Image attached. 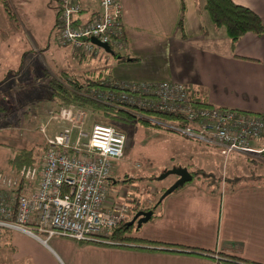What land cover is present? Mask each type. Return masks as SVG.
Here are the masks:
<instances>
[{
    "label": "crops",
    "instance_id": "0c3cea01",
    "mask_svg": "<svg viewBox=\"0 0 264 264\" xmlns=\"http://www.w3.org/2000/svg\"><path fill=\"white\" fill-rule=\"evenodd\" d=\"M43 1L47 11L54 14L55 24L59 5L53 6V10L50 0ZM77 1L81 10L72 15V21L80 26L99 12L100 4L99 0ZM117 1L121 4L124 37L118 54L111 55L100 48L102 66L84 67L77 73L63 69L54 76L62 80L87 76L99 81L106 77L126 81L172 80L185 84L198 102L264 113V31L260 35L247 32L231 44L225 30L211 23L203 0ZM234 1L252 9L264 25V0ZM8 25L0 4V51L5 47L3 31ZM71 52L76 56L72 48ZM41 73L40 77L36 75L33 85L28 82L38 97L44 92L39 91V82L47 75ZM48 88L47 93L51 91ZM23 120L28 121L26 117ZM131 132L132 153L147 164L168 161L172 166L188 168L187 164L194 160L210 162L221 158L216 146L172 131L137 123L131 125ZM125 136L124 147L128 139ZM245 181L234 191L224 192L216 188L208 192L199 180L185 183L161 199L154 210L156 216L152 213L138 230L127 235L264 264V185ZM129 191L134 199V188ZM129 204L133 208L131 200ZM138 205L136 211L146 209L148 204ZM0 252L12 254V264H232L187 252L80 243L56 235L44 239L39 234L36 237L21 231L10 233L8 243L0 244Z\"/></svg>",
    "mask_w": 264,
    "mask_h": 264
},
{
    "label": "built area",
    "instance_id": "2783aa9c",
    "mask_svg": "<svg viewBox=\"0 0 264 264\" xmlns=\"http://www.w3.org/2000/svg\"><path fill=\"white\" fill-rule=\"evenodd\" d=\"M99 4L95 16L76 26L72 15L81 10L80 3L61 0L58 43L95 54L101 48L91 41L95 37L121 49V4L117 0H99ZM107 83L111 85L106 90L93 88L88 95L180 116L175 122L152 120L176 134L216 146L223 160L232 151L252 157L264 151V113L198 102L185 84L172 80ZM85 113L71 104L48 111L62 127L46 136L48 148L40 159L17 172H0V244L8 243L13 231L44 239L56 235L108 242L109 231L130 219L132 187L117 185L113 178L125 134L107 123H93L87 129Z\"/></svg>",
    "mask_w": 264,
    "mask_h": 264
},
{
    "label": "rangeland",
    "instance_id": "374dc122",
    "mask_svg": "<svg viewBox=\"0 0 264 264\" xmlns=\"http://www.w3.org/2000/svg\"><path fill=\"white\" fill-rule=\"evenodd\" d=\"M10 2L17 21L9 23L3 31L5 47L0 51V104L6 112L3 116L0 114V141L6 143L0 146V168L3 166L1 162L5 158L4 153H7L10 144L18 147H32L35 152V162H37L43 154L45 137L62 127L56 117L48 115V111L57 109L58 106L52 103L54 99L51 98L50 91L47 93L49 89L46 86L47 75H44L39 82L41 86L38 87L39 91H44L39 97L36 96L37 91L30 89L31 85L29 86L28 82L32 81L33 85L36 75L40 77L42 71L49 75L61 74L63 69L70 73H77L82 72L84 67V69L88 66L91 69H97L104 63L102 56L99 55L100 48L95 54L85 53L76 57L71 52L70 45L58 43L57 28L53 22L54 14L52 11H47L43 0H10ZM57 2L58 0H50L52 8L59 5ZM43 99L45 101L41 102ZM13 104L19 107L15 108ZM31 107L34 111H30ZM85 111V127L88 129L97 121L90 117L87 110ZM23 113L29 114L25 116L28 121L21 119L18 122L16 117ZM42 125H44V130L40 129ZM111 125L118 127L112 123ZM131 125V122H124L122 127H119L124 134H127L128 139L122 157L115 162L113 176L118 180L117 185L134 188L136 199L134 196L131 200L132 207L137 208L138 203L139 205L148 204V207L159 200L164 187L169 186L176 179V175L170 173L158 179V174L171 168L173 164L168 161L147 164L145 159L144 161L132 153ZM253 162L245 154L232 151L226 160L222 157L214 158V161L210 162L194 160L187 164V169L201 171L199 168H203L202 172L205 175L209 174L213 179H217L219 185H223L224 176L226 180L234 179L239 182L247 180L246 174L249 167L255 166V169H258L261 166ZM128 177L132 181H124ZM196 180L198 179L193 178V181ZM219 185L216 182V187ZM131 211L132 217L134 214L132 208ZM13 262L12 254L0 252V264H12Z\"/></svg>",
    "mask_w": 264,
    "mask_h": 264
},
{
    "label": "trees",
    "instance_id": "16d2710c",
    "mask_svg": "<svg viewBox=\"0 0 264 264\" xmlns=\"http://www.w3.org/2000/svg\"><path fill=\"white\" fill-rule=\"evenodd\" d=\"M59 1V8L61 5V0ZM1 7L5 13L6 19L9 23L17 21L16 15L13 12V8L10 0H0ZM203 8L205 9L211 23L215 27H222L225 30L227 37L230 40L231 44H234L235 41L238 40L243 34L247 32H252L254 34L260 35L264 31V25L260 19V17L249 7L236 3L234 0H203ZM59 13V10H58ZM58 13L55 19V26L57 28L56 33H58L59 25H58ZM72 24L73 21H72ZM181 25V19L179 20V26ZM181 28V27H180ZM57 37V36H56ZM124 41V38H123ZM113 49V48H112ZM114 50V55L118 54L117 49ZM74 53L76 56L84 55L85 52L80 49H74ZM79 55H78V54ZM20 71V69H19ZM105 76V75H103ZM106 77V76H105ZM104 77V78H105ZM47 82L46 86L50 87L51 98L53 100V104H55L56 108H59L63 105H74L83 110H87L90 113V117L97 121L95 123H107V124H115L119 127L124 122L133 123H141L145 126H149L152 128L163 129L167 131H171L168 127L160 124L158 122L153 121L152 119L160 120L163 122H175L180 121L182 117L169 114L162 113L158 110L154 109H144L138 108L131 104L119 102L116 98H113L111 102L107 101H99L91 98L88 93L92 87H108L111 84L107 83V81H117V79L106 77L99 81L98 79H94L92 76H87L84 79H80L78 77L66 78V80H62L57 76L47 74ZM126 81V80H124ZM127 82H134L127 81ZM28 88V87H27ZM117 92H115L116 94ZM15 108L19 107L13 104ZM1 116L5 114L3 106L0 104ZM3 109V110H2ZM27 113L21 114V116L16 117L17 121L24 119ZM144 115V116H142ZM29 116V114H27ZM26 116V117H27ZM2 123V122H1ZM17 123V122H15ZM3 124V123H2ZM7 125V124H6ZM126 140V136H125ZM6 145V143L0 141V146ZM48 148L46 137L45 143L43 145V152ZM1 150V149H0ZM5 154V158L3 162L2 168H0V172L5 174L10 172H17V170L27 164H32L35 162V152L32 147H18L14 145H8V151ZM247 156V155H246ZM249 157L253 163L261 164L258 169H255V166L252 168L249 167V171L247 172V180L248 183L255 184H263L264 185V151L259 157ZM252 157V158H251ZM5 168V169H4ZM193 178H197L201 185H205L207 187L208 192H213L211 188H216L217 191H234L242 182L227 179L224 176V184L219 185L217 179H213L209 174L205 175L202 170L201 171H192ZM131 178H125L124 181L130 180ZM190 182V181H189ZM186 182V183H189ZM216 182L219 187H216ZM179 188V187H177ZM176 188V189H177ZM175 189V190H176ZM160 201H157L155 204H152L146 209H152L153 215L155 208L159 205ZM133 213L137 208L133 207ZM140 227V226H139ZM139 227L135 225L128 226L126 223H121L114 229L110 230L106 236L108 242L106 241H94L101 245L108 246H118V247H133V248H145V249H155L160 251H177V252H187L191 254H199L205 256H211L216 259L225 260L232 264H259L256 262H252L243 258H238L231 255H226L221 252H215L211 250H203L195 247H180L175 245H167L155 241H149L141 238L130 237L127 233H130L132 230H138ZM80 243H84V241H78Z\"/></svg>",
    "mask_w": 264,
    "mask_h": 264
},
{
    "label": "water",
    "instance_id": "95a60500",
    "mask_svg": "<svg viewBox=\"0 0 264 264\" xmlns=\"http://www.w3.org/2000/svg\"><path fill=\"white\" fill-rule=\"evenodd\" d=\"M90 39L94 44L101 47L105 52L114 55V50L106 42H101L95 37H91ZM170 173L175 174L176 179L169 186L164 188L158 201H160L166 195L171 193L177 187H180L186 182L191 181L193 177V174L187 169L186 166L178 165V166H172L171 168L162 171L160 174H158L157 178L161 179ZM152 213H153L152 209L137 210L134 212L132 217L125 223L128 226L135 225L136 227H139L143 222L147 221L151 217Z\"/></svg>",
    "mask_w": 264,
    "mask_h": 264
}]
</instances>
